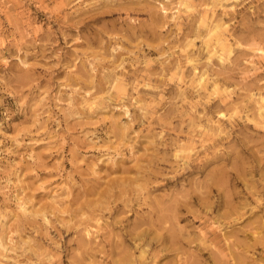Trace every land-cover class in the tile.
<instances>
[{
  "label": "clouds",
  "instance_id": "1",
  "mask_svg": "<svg viewBox=\"0 0 264 264\" xmlns=\"http://www.w3.org/2000/svg\"><path fill=\"white\" fill-rule=\"evenodd\" d=\"M149 2L154 13L163 14L164 27L175 29L169 31L167 50L152 60L142 48L131 59H116L127 49L110 29L114 19L105 13L124 11V0H24L26 7L35 5L44 14L38 31L31 22L16 21L6 36L0 22V49L11 42L17 45L15 56L0 53V65L7 70L15 61L16 69L0 72V136L5 138L0 145L11 140L10 148L0 150V160L25 149L26 158L38 164V155L27 150L45 143L44 134L53 125L55 139L67 144L70 134L62 125L68 121L75 123L87 149L74 167L84 163L88 184L127 171V165L137 161L144 135L149 136L152 154L140 161L132 182L114 186L107 197L86 208L77 207V189L83 188L74 175L61 172L60 183L45 187L38 176L26 183L14 165L6 172L0 168L5 173L0 179V264H106L93 253L113 238L131 243L125 264H242L247 252L240 241L264 249V169L249 176L250 183L237 197L239 206L227 216L208 176L233 154L229 149L250 138L247 124L258 121L264 129V79L257 81V91L247 85L248 77L264 73V20H256L247 36H236L235 15L248 0ZM14 3L0 0V12ZM218 9H224L219 17ZM89 16L98 19L85 23ZM117 19L140 23L131 15ZM38 34L49 37L40 64L22 47ZM61 40L65 47L60 51L87 45L89 53L99 54L77 52L63 61L53 52ZM157 64L159 72L148 80H128L132 73L127 66L138 71ZM37 66L44 69L43 75L35 74ZM230 70L243 73L231 84ZM152 78L177 88L172 101H179L177 110L166 119L156 110L168 97ZM141 88L160 94L145 97ZM152 120L159 123L151 125ZM5 126L18 131L10 136ZM260 155L264 157V151ZM34 191L45 198L44 204ZM137 209H147V222L114 219L118 210L128 215ZM170 253L172 258L164 259Z\"/></svg>",
  "mask_w": 264,
  "mask_h": 264
},
{
  "label": "rangeland",
  "instance_id": "2",
  "mask_svg": "<svg viewBox=\"0 0 264 264\" xmlns=\"http://www.w3.org/2000/svg\"><path fill=\"white\" fill-rule=\"evenodd\" d=\"M124 4V11L105 13L106 17L114 19L115 22L110 26V29L116 36L120 37V42L127 49L126 53L117 54V61H119L121 56L125 55L129 56L131 59L132 55L137 54V50L141 48L149 60L160 56L162 52L166 51L168 48L167 41L169 39V31L175 32V29H173L171 25H169L168 28L164 27L163 14L157 15L154 13L151 9L149 0H124ZM223 13L224 9H218L216 11L218 17L223 15ZM253 13H255V16H253ZM125 15L137 17L140 23L129 24L126 20L117 19ZM97 19L98 17L96 16H89L86 18L85 23H91ZM235 19L237 25L233 35L247 36L256 20H264V0H248V2L244 4V7L238 10ZM41 20H44V14L37 10L35 5L26 7L24 0H15L13 7L0 12V22H3L7 29L4 33L6 36L12 34L16 21H23L25 24L31 22L36 26V30L38 31V25ZM225 22H227V18ZM9 25L12 26L9 27ZM184 31H186V29H184ZM180 39L183 40V35ZM48 41L49 37L47 35L38 34L27 41L26 44L22 45V47H24L26 51L33 53V55L29 57L31 61L40 64L42 61H39L38 57L45 54L49 47ZM52 43H56V38H52ZM175 43L177 42L172 41V44ZM64 47L63 41L61 40L60 43L56 44V48L53 49V52L59 53L63 61H69L77 52H82L86 55L99 54L95 51L89 53L87 45L74 46L76 51H73V49L60 51ZM197 47H199V42ZM92 48L93 50L96 48L94 42L92 43ZM16 49V43L11 42L7 44L5 49H0V53L4 56L11 57L16 55ZM237 55H239V53H237ZM14 65L15 61H13V66H10L7 70L0 65V72L6 71L11 74L16 71ZM84 67L87 68V65ZM127 67L128 71L132 73V75L128 77L129 81L139 79L140 77H143V80H148L154 73L159 72L158 64L147 68H141L138 71H134L131 66ZM238 67H243L242 61L239 63ZM78 71L83 79H88V73L86 71L79 68ZM43 72V68L39 66L35 68V74L37 76L43 75ZM242 75L243 73L237 70H230L229 84H231L232 81L239 80ZM260 79H264V73H259L254 77H248V87H250L252 91H257L260 87L257 81ZM151 82L161 88L163 90V95L168 97L166 104L160 105L156 110L161 114L162 119H166L177 110L176 104H179V101H175V103L172 102L178 94L177 88L174 84H167V86H165V81L159 80L158 78H152ZM140 92L145 97L158 96L160 94L143 88L140 89ZM6 103L10 104L11 101H6ZM255 103H258V101L254 102L249 107L254 108ZM116 115L118 116L119 113ZM143 123L146 124L147 121H143ZM158 123L159 121L157 120L151 121V125H157ZM175 123L176 121H173V124ZM258 123V121H255L247 124L246 129L251 132L250 138L242 145H236L234 150L229 149L233 154L227 156L223 163L212 168L208 173L209 179L214 181L217 186V188L213 190V196L215 197L217 195L218 190L220 206L226 216L231 214L234 209L239 206L240 200L237 197L240 192L244 191L245 186L250 183L249 176H257L259 175V170L264 169V157L260 155V152L264 151V129H260L257 126ZM5 127L10 136L15 135L18 131V129ZM62 127L70 134L67 137L69 141L67 144L62 145L55 139L57 131L53 125L52 129L44 134L45 143L36 145L34 149L27 150L34 151L38 155V164L33 165V162L26 158V150L19 149L16 150L15 155L5 156L4 159L0 160V168L5 169L6 172L10 166L14 165L15 170L19 175L24 177L26 183L35 180L38 176V183H42L45 187H51L60 183L61 172L66 175H74L76 181L81 184L83 188V192L77 189L79 193L77 207L86 208L90 203L101 201L107 197L114 186L132 182L140 166V161L143 159H150L152 155L148 143L149 136L144 135L141 141V152L137 156V161L136 163L127 165V171L121 170L119 172L108 173L104 175L103 183L88 184L86 183L87 175L84 171V163H81L79 168L74 167L76 162L80 160V153L87 151L81 144L83 137L73 121L64 123ZM139 127L140 126L137 125V128ZM241 128L243 129L245 126H241ZM87 131L88 129L85 128L84 132ZM148 131V128L144 129V133H148ZM156 131H159V128H156ZM59 134L63 136L64 131H60ZM0 139L5 138L0 136ZM10 147L11 140H6L3 145H0V150ZM4 175V172H0V179H3ZM15 178V176L12 177L13 181H15ZM34 196L37 201L44 204L45 198H42L41 193L34 191ZM145 212H147V209H137L135 212L125 215L122 210H118L114 219L124 223L136 217V222L143 224L148 220V216L144 215ZM240 244L247 252V257L243 260L242 264H261V262L264 261V249L260 246L249 245L247 241L243 240L240 241ZM130 247L131 243L129 240L122 239L117 241L113 238L106 243H101L99 250L93 253V255H95L97 260L105 261L106 264H125L128 249ZM206 256L207 254H205V258ZM171 258L172 254L170 253L169 256L164 259ZM233 259L236 258L233 257ZM158 264H163V260L159 261ZM224 264H229V262L225 261Z\"/></svg>",
  "mask_w": 264,
  "mask_h": 264
}]
</instances>
